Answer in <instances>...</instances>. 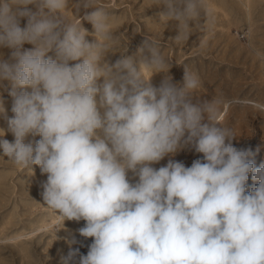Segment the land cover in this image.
Here are the masks:
<instances>
[{
	"label": "clouds",
	"instance_id": "obj_1",
	"mask_svg": "<svg viewBox=\"0 0 264 264\" xmlns=\"http://www.w3.org/2000/svg\"><path fill=\"white\" fill-rule=\"evenodd\" d=\"M68 3L0 0V49L11 50L8 59L0 54V88L7 81L13 98V115L0 102V119L14 135L9 142L0 128V156L47 174L43 201L63 226L86 222L79 234L93 242L79 264H264V164L254 168L250 151L233 146L236 136L216 121L213 102H191L199 77L185 70L183 87L174 83L148 39L135 57L108 63L115 37L105 7L75 0L78 15L93 9L83 16L95 30L89 42L81 23L62 14ZM151 6L174 23L177 41L206 7L204 0ZM53 49L55 59L46 58ZM158 73L164 77L157 87L151 78ZM37 135L33 143L29 137ZM187 145L203 160L150 166ZM138 166L132 184L127 172ZM249 173L258 181L250 192ZM67 243L61 264L79 254L74 237Z\"/></svg>",
	"mask_w": 264,
	"mask_h": 264
},
{
	"label": "rangeland",
	"instance_id": "obj_2",
	"mask_svg": "<svg viewBox=\"0 0 264 264\" xmlns=\"http://www.w3.org/2000/svg\"><path fill=\"white\" fill-rule=\"evenodd\" d=\"M97 3L105 7L115 37L105 57L108 63H115L121 55L135 57L145 39L154 41L171 66L168 74L173 82L183 87L185 70L195 73L200 87L190 94L191 102H213L216 121L236 136L233 146L250 151L248 159L254 168L264 164V0H204L206 7L201 16L185 30L187 36L180 41L175 39L174 23L160 20L157 14L162 8L150 7L151 0H97ZM92 10H81L78 15L75 0H69L62 13L70 21L81 23L89 42L94 41L95 30L83 16L85 11ZM26 23L22 19L21 27ZM32 47L24 45L25 49ZM0 54L8 59L11 50L0 49ZM55 56L54 49L46 54V58ZM163 77V73L154 74L152 85L158 87ZM4 84L0 88V102L11 117L13 98L8 82ZM203 122H208L207 117ZM0 128L5 129L3 138L13 142L14 135L7 131L3 119ZM29 139L35 143L41 137ZM198 159L203 160V154L187 145L150 166L159 169L172 160L191 167ZM138 169L139 166L136 172H127L132 184L139 181ZM252 175L249 173L246 182L248 192L258 184ZM46 180L47 174H42L38 165L20 168L0 156V264H61V257L69 252L67 239L73 237L77 243L71 248H79V254L71 264H79L80 255H87L93 238L79 234L86 222L66 220L63 226L62 218L44 204L42 185ZM58 228L62 229L56 232Z\"/></svg>",
	"mask_w": 264,
	"mask_h": 264
}]
</instances>
